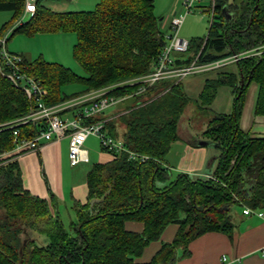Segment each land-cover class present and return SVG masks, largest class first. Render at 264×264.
Here are the masks:
<instances>
[{"label": "trees", "instance_id": "16d2710c", "mask_svg": "<svg viewBox=\"0 0 264 264\" xmlns=\"http://www.w3.org/2000/svg\"><path fill=\"white\" fill-rule=\"evenodd\" d=\"M42 1L36 0L34 12L20 22L17 17L24 0H0V10H11L12 20L16 19L10 36L17 32L75 34L72 56L82 76L60 63L23 55L24 71L47 89V104L70 98L61 86L75 80L85 85L86 92L148 72L165 43L153 0H100L92 9L75 11H54ZM228 8L233 14L226 18ZM213 11L206 38L189 41L187 52L176 63H187L197 52L198 62H207L262 48L236 60V71L205 78L198 99L187 96L181 81L171 84L166 79L148 87L146 93L170 85L168 90L144 103L129 104L106 119L108 134L144 158L103 149L110 159L91 165L85 200H72L74 218L69 227L73 231L65 228L51 200L24 188L17 159L12 153L6 155L14 143L12 128L5 122L24 115L29 101L0 70V154L5 153L0 157V264H175L177 250L181 249L179 256H187L193 238L209 231L231 236L234 206L264 207V136H253L239 126L251 82L257 84L253 112L264 115V0H213ZM219 85L231 89V112L210 111L194 126L193 111L205 112ZM132 89L118 87L113 93ZM187 108L192 113L188 126L194 131L187 127L180 133ZM102 117L98 114L90 121ZM17 127L19 136L35 130L30 123ZM181 138L195 145L200 140L212 145L215 179L184 172L170 176L166 155ZM127 220L140 222L141 231L126 229ZM169 223L177 225L173 238L162 242L149 260H137ZM32 231L43 233L46 242L37 243Z\"/></svg>", "mask_w": 264, "mask_h": 264}, {"label": "built area", "instance_id": "2783aa9c", "mask_svg": "<svg viewBox=\"0 0 264 264\" xmlns=\"http://www.w3.org/2000/svg\"><path fill=\"white\" fill-rule=\"evenodd\" d=\"M199 1L182 0L185 13L191 11ZM35 7L36 0H24L22 12L31 14L34 12ZM213 14L212 0L210 20H212ZM183 17L184 15L173 17L169 21L170 32L165 36V43L158 58L148 72L122 82L88 90L55 104H47L45 102L47 96L46 87L37 78L28 75L24 71L23 56L7 50L6 41L10 28L3 33L0 32V70L14 86L24 92L29 101L28 111L24 115L5 122L7 127L12 128L14 143L12 151H36L50 140H60L63 137H67L69 164L76 165L79 162L88 161L87 150L83 147V144L86 138L93 134L100 139L103 149L117 153L126 151L129 158L139 156L143 159V155L128 149L120 139H115L108 134L104 127V121L107 118L103 117L94 121H90V119L129 96H139L137 100V104H139L162 94L169 89L170 85L165 88H157L151 94L146 93L148 87L159 81L169 79L171 84H175L182 81L188 74L220 68L228 62H235L246 53H255L262 48L256 47L249 51L233 53L227 57L207 62H198L199 52H197L187 63H176L177 59L182 60V54L187 52L189 46V40L178 35ZM17 20L18 22L23 21ZM10 26L12 28L14 24ZM130 86H133L131 91L125 90L119 95L113 93L118 87H126L127 89ZM71 108L73 112L70 116L63 117L60 115L61 111ZM26 123L34 126V133L32 135L19 136L20 130L17 126ZM206 177L215 179L212 175H206ZM251 212H254V209L243 206L242 213L249 214ZM257 214L261 216L263 213L258 212ZM260 252L264 256V245L261 247ZM224 259L225 257L222 256V260Z\"/></svg>", "mask_w": 264, "mask_h": 264}, {"label": "crops", "instance_id": "0c3cea01", "mask_svg": "<svg viewBox=\"0 0 264 264\" xmlns=\"http://www.w3.org/2000/svg\"><path fill=\"white\" fill-rule=\"evenodd\" d=\"M50 1L56 0H43L42 2L47 6ZM80 9L83 10L85 8ZM231 11V8H228V10L225 11L226 17L233 14ZM159 20H162V18L160 17ZM166 24L167 21L164 20L163 25ZM202 72L206 71H201L199 73ZM252 83H254V88L251 93H248V87L245 94V100L239 119V126L243 131H248L253 136H264V115L254 114L253 112L257 84L256 82ZM182 85H184L183 82ZM186 85H188V83ZM123 110L124 109L115 108L108 115L102 116L109 119L117 115L116 113L119 111L122 112ZM72 112L73 109L71 108L61 111L60 115L65 117L69 114L71 115ZM119 131L121 132L122 128H119ZM66 140L67 137H63L60 140H50L36 151L23 150L16 152L10 149L9 152L6 153L14 154L13 157L17 159L21 170L24 188L28 189L34 195L51 200V202L55 204L57 210H59L58 205H60L62 197L64 198L61 180V168L63 163L61 144L63 143L62 141L65 142ZM201 141L202 140L199 142ZM174 142H177L174 147L175 149L171 151L170 147L166 155L170 176L172 175V170H175V176L180 172L194 176L202 175V177L213 174L216 165L214 149L213 154L207 160V146H212L210 143L205 145H195L185 138L177 139ZM103 153L104 156L99 159V162L107 161L111 157L109 153L105 151H103ZM4 154L5 153L1 155ZM85 162H89V157L88 161ZM82 163L83 162H79L76 165L70 166L75 167ZM205 163L208 169L207 173L203 172ZM85 180L86 174L83 183L71 186L68 198L71 203L73 199H77L81 202L85 200L87 192ZM63 203L66 204V201H63ZM239 208L240 210L233 209L232 211L234 229L231 236L220 231L205 232L189 241V254L187 256H179L181 254V249L179 248L177 250L178 258L175 264H264V256L260 252L261 247L264 245V207L255 208L254 212L249 214L242 213L243 207ZM258 212H262L263 214L259 216L257 214ZM124 226L126 229L134 231H141L142 229V224L133 220L125 221ZM176 229L177 225L175 223L167 224L163 228L160 237L156 240L150 241L143 249L141 255L137 257V260H149L152 254L160 247L162 242L170 241L173 238ZM222 256L225 257L224 260H222Z\"/></svg>", "mask_w": 264, "mask_h": 264}, {"label": "rangeland", "instance_id": "374dc122", "mask_svg": "<svg viewBox=\"0 0 264 264\" xmlns=\"http://www.w3.org/2000/svg\"><path fill=\"white\" fill-rule=\"evenodd\" d=\"M100 0H56L48 2L47 6L54 11H68L75 10L80 8H85L83 10H89L96 6V4ZM239 1V0H233ZM82 3V4H81ZM24 6V3H23ZM212 9V0H200L197 2L191 11L185 13V7L182 4V0H154V14L157 17H161L162 20H158L159 27L161 32L166 36L169 34V21L173 17H180L184 15L183 21L179 28V36L187 39L189 41L194 40H203L206 38L208 34V28L210 25V11ZM23 10V9H22ZM81 10V9H80ZM13 12L11 10H0V29H2L3 25H6L4 31L9 30L8 37L11 33V24L16 20H12ZM30 17V14L21 12V14L17 17L20 20H27ZM167 20L168 23L163 25V21ZM12 20V21H11ZM76 41V36L72 32H38L32 35H27L21 32H17L9 37L6 41V47L9 52L18 53L22 56H26L30 59L42 58L48 62H56L60 63L66 67L72 69L77 75L82 76L84 74L82 68L78 65V63L74 60L72 56V46ZM235 62H228L222 65L220 68L216 70H209L206 72H196L188 74L183 81H181L184 85L182 88L188 97L191 99H198V93L200 88L202 87V83L205 78H212L218 72L225 71H235ZM135 77V76H134ZM132 78V77H131ZM129 79V78H128ZM124 81V80H122ZM117 81L110 84L122 82ZM189 81V82H188ZM188 83V85H186ZM108 84V85H110ZM248 93H251L254 88V83H250L248 86ZM85 85L80 80H75L73 82L64 84L61 86V92L63 94L68 95L69 97H73L82 93L85 90ZM138 100V96H129L122 101L114 104L112 107H108L103 112L99 113L100 116L108 115L113 109H123V107L134 104ZM63 101V100H62ZM58 101L56 103L62 102ZM233 103V94L231 89L227 85H219L217 88L216 95L209 105L208 109L204 112H199L197 110L193 111L194 117V126H197L199 122L204 121L208 116L210 111L213 112H225L229 113L232 110ZM55 104V103H54ZM190 108H187L185 112V116L181 121V132L185 133L188 127L189 131H194L188 125L190 123ZM120 113H116L117 115ZM69 114V113H68ZM67 116H70L67 115ZM61 144L62 153H63V163L61 168V180L62 187L64 191V198L62 197V201L59 207V215L62 219V222L70 231H73L69 227L70 221L74 218V212L72 211V203L69 201L70 188L72 185H77L79 183H83L85 179V174L91 167L94 162H98L100 158L104 156L103 147L100 139L93 134H90L84 144L83 147L87 150V154L89 157V162H83L80 165L75 167H71L69 164L68 157V139ZM177 142L172 143L171 151L175 149V145ZM213 154V147L207 146V160ZM8 155V154H6ZM65 155V156H64ZM0 157L3 155L0 154ZM204 173L208 172L206 163L203 169ZM194 176V175H191ZM202 177V175H199ZM172 178L175 177V170H172ZM64 199V200H63ZM66 201V204L63 203ZM236 210H240L238 206L233 207ZM2 210L0 209V214ZM32 235L36 237L37 243L43 244L46 242V236L43 233H38L32 231Z\"/></svg>", "mask_w": 264, "mask_h": 264}, {"label": "water", "instance_id": "95a60500", "mask_svg": "<svg viewBox=\"0 0 264 264\" xmlns=\"http://www.w3.org/2000/svg\"><path fill=\"white\" fill-rule=\"evenodd\" d=\"M232 15H229V17H231ZM225 17H226V15H225ZM227 18V17H226ZM249 77H248V79H247V81H246V84H248L249 83ZM242 77H241V85H242ZM207 143H209L208 141H201V142H199V144H202V145H205V144H207Z\"/></svg>", "mask_w": 264, "mask_h": 264}]
</instances>
